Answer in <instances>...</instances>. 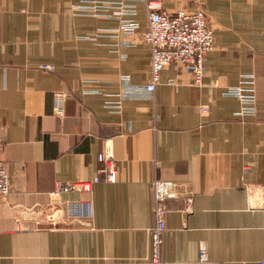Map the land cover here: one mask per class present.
Instances as JSON below:
<instances>
[{"label": "crops", "instance_id": "1", "mask_svg": "<svg viewBox=\"0 0 264 264\" xmlns=\"http://www.w3.org/2000/svg\"><path fill=\"white\" fill-rule=\"evenodd\" d=\"M152 1L168 14L204 13L214 48L200 85L173 63L146 91L139 0H0V159L10 186L0 197V264H148L156 180L177 185L165 203L163 263L264 261V0ZM94 3L107 10L74 9ZM129 5L134 14L111 15ZM242 82L252 115H239L227 93ZM101 154L114 183L54 193L56 183L92 180ZM68 202L90 214L68 217Z\"/></svg>", "mask_w": 264, "mask_h": 264}, {"label": "built area", "instance_id": "2", "mask_svg": "<svg viewBox=\"0 0 264 264\" xmlns=\"http://www.w3.org/2000/svg\"><path fill=\"white\" fill-rule=\"evenodd\" d=\"M138 1V0H136ZM148 10V26L143 34V41L150 49V79L146 85V91H154L159 83L160 72L173 63L184 66L193 77V83L200 85L205 72V60L209 52L214 48L213 33L208 28L204 13L200 9L192 11L179 10L168 14L161 7L160 2L152 0H139ZM130 6V7H129ZM126 10L123 8H111L112 16H119L123 13L134 14L135 5H129ZM76 10L95 12L106 11L102 5L92 4L91 6H76ZM135 25L127 26L128 32H133ZM50 69L51 67H45ZM168 84L175 85L169 80ZM242 86L228 89L238 97L241 108L239 115H252L254 111V95L250 88ZM65 95L61 92L53 94L52 109L56 117L64 115ZM204 110L201 108V111ZM4 142L0 136V153ZM101 165L97 175L90 181L73 182L67 185L56 183L54 193H89L91 186L99 181L114 183L116 181L115 168L106 156L101 154L97 158ZM176 183L171 181H152L153 192V213L154 225L150 230L151 258L148 264H165L160 259L161 240L166 230V200L176 197ZM10 190L9 175L3 161L0 159V197L8 195ZM67 216L70 218H84L90 214L89 205L85 202H68ZM199 261L206 260L205 249L201 247L198 253ZM259 264H264L260 261Z\"/></svg>", "mask_w": 264, "mask_h": 264}]
</instances>
